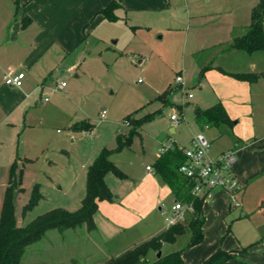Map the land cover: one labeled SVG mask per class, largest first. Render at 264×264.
Instances as JSON below:
<instances>
[{
    "label": "rangeland",
    "instance_id": "obj_1",
    "mask_svg": "<svg viewBox=\"0 0 264 264\" xmlns=\"http://www.w3.org/2000/svg\"><path fill=\"white\" fill-rule=\"evenodd\" d=\"M173 2L170 10L142 13L134 18L117 11V19H106L89 31L86 39L71 53H64L55 69L47 74L43 97L49 100L38 103L42 122H32L37 128L26 129L22 146H12L17 158L16 171L19 176L22 173L25 187L15 196L19 224L56 206L71 210L80 207L82 201L75 204L74 197H79V191L83 197L86 186H81L77 177L91 146L110 148L111 159L134 176L154 161L163 143L177 140L188 145L194 128L205 131L207 124L202 119L196 120L195 111L196 106L206 107L217 100V80L205 72L200 81L201 70L208 62H212L209 67L215 64L229 72H248L253 66L256 71L264 68V50L250 54L228 48L231 40L242 35L251 24L250 0ZM240 23L246 25L241 27ZM67 68L69 71L60 76ZM62 82L66 86L60 88ZM165 91L169 93L159 97ZM253 97L256 119L264 120L262 82L253 84ZM104 109L107 112L102 117ZM131 112L137 118L156 114L138 128L139 133L130 144L118 149V136L130 133L126 116ZM173 113L178 120L172 119ZM83 119L93 127L73 130V123ZM207 135L210 137L211 133ZM220 137L213 138V146L230 139L229 134ZM36 182L41 183L44 197L23 213V205ZM256 200L251 193L248 202L254 204ZM172 202L175 203L174 197ZM162 205L168 210L166 204ZM251 222L239 219L234 228L249 232L254 227ZM90 230L86 224L64 231L49 229L42 239L28 246L23 261L102 262L105 260L99 254L102 247L93 233L89 234ZM188 234L189 231L183 234L181 241L167 243L163 251L181 245Z\"/></svg>",
    "mask_w": 264,
    "mask_h": 264
},
{
    "label": "crops",
    "instance_id": "obj_2",
    "mask_svg": "<svg viewBox=\"0 0 264 264\" xmlns=\"http://www.w3.org/2000/svg\"><path fill=\"white\" fill-rule=\"evenodd\" d=\"M112 1L120 3L116 12H125L132 18L174 7L173 0H20L19 6L14 0H0V214L11 168L17 163L12 146H22L26 129L37 128L32 122H42L38 117V103L45 98L43 85L47 74L55 69L64 53L75 50L89 31L106 20L99 12ZM258 2L250 0V11ZM26 17H30L31 21L24 20ZM244 19L246 21V16ZM244 25L240 23L239 26ZM70 68L61 71L60 76ZM250 71L264 73V68L256 71L253 66ZM20 72L26 74L21 87L5 82L7 75ZM230 72L215 64L206 70L214 81L217 80L216 102L224 104L234 123L232 126L209 125L203 131L211 133V143L215 136L229 134L228 141L211 145V154L217 157L229 148L237 150L234 171L241 186L235 195L219 186L212 188L206 195L203 207L205 238L186 246L190 233L183 238L185 240L181 245L168 249L167 252L182 249L188 264H204L205 259L220 247L233 252V256L221 264H264V120H260V117L256 119L253 97V84H264V78L250 83L235 78ZM203 78L200 74V81ZM197 131L202 130L194 128L189 143ZM161 147L154 161L137 175L126 173V177H120L114 172L106 175L115 197L113 200L99 201V209L95 213L96 227L89 231L102 247L99 254L105 260L120 255L169 227L166 215L172 213L175 204L173 197L175 202L178 199L169 183L156 171L155 161L161 154ZM100 150V147L91 146L83 157L77 180L84 188L88 165ZM19 186L23 189H16L14 202L16 193L25 190L23 180ZM251 193L257 198L254 204L248 202ZM81 196L79 191V197H74L77 201L75 204L82 201ZM162 204H166L168 210ZM243 218L250 219L254 224L249 232L234 228L237 220ZM182 235L175 242L181 241ZM155 253L151 250L149 255Z\"/></svg>",
    "mask_w": 264,
    "mask_h": 264
},
{
    "label": "trees",
    "instance_id": "obj_3",
    "mask_svg": "<svg viewBox=\"0 0 264 264\" xmlns=\"http://www.w3.org/2000/svg\"><path fill=\"white\" fill-rule=\"evenodd\" d=\"M14 1L17 6L20 5V0ZM119 4L117 1H112L99 13L103 14L105 19L115 20L118 18L116 9ZM26 19L31 21L30 17H26L24 20ZM229 47L250 54L264 50V0H259L252 8L251 24L248 30L244 34L234 37ZM208 68L210 67L202 68L201 76ZM230 74L239 80L250 83L264 78V73L257 72H230ZM168 93L169 91H165L159 97H164ZM195 113L196 120L202 119L205 124L232 126L234 123L224 104L220 101L207 107L197 106ZM155 114L156 112L147 113L137 118L133 116V112L129 113L126 120L131 126L130 133L126 137L122 134L118 136L117 148L122 149L125 145L130 144L134 135L139 133L138 128L154 118ZM72 127L86 130L92 128L93 125L90 121L83 119L76 121ZM111 153L110 148L103 147L88 165L86 192L80 207L71 210L63 206H56L38 214L25 224H19L16 215L14 194L16 189H23V187L19 186L22 173L20 176L16 173L17 163L15 162L11 168L10 182L5 191L0 214V264H26L23 261V255L28 246L42 239L49 229L56 228L64 231L83 224H86L89 229H94L96 227L95 213L99 209V201L113 200L115 197L114 191L106 181L107 173L114 172L120 177L127 176L126 172L111 159ZM184 160V153L178 147V143L174 141V145L162 152L156 159L155 165L156 171L169 183L177 199L186 204L192 203L194 209L187 217V222L179 221L171 224L163 232L136 244L120 255L112 256L97 264H138L140 262L144 264H188L182 254V249L166 253L163 251L164 244L175 242L179 235L187 231L191 235L186 246L194 245L205 238L203 207L206 195L193 193V182L179 171L178 167ZM42 197L41 183L36 182L31 189L28 201L23 205V213L33 209ZM151 250L156 252L154 258L149 257ZM159 250H162L160 256L157 255ZM232 256L233 252L220 247L205 259L204 264H221Z\"/></svg>",
    "mask_w": 264,
    "mask_h": 264
},
{
    "label": "built area",
    "instance_id": "obj_4",
    "mask_svg": "<svg viewBox=\"0 0 264 264\" xmlns=\"http://www.w3.org/2000/svg\"><path fill=\"white\" fill-rule=\"evenodd\" d=\"M25 72L16 75H7L5 82L8 85L21 87L25 79ZM179 82L183 81L181 75L178 76ZM66 85L62 82L60 88ZM193 97V94H189ZM49 100V97H45ZM107 110L101 112V116L106 115ZM173 120H178L176 113L171 115ZM209 124L206 125L208 127ZM174 145V141L169 144H163L161 153ZM211 139L204 131H197L193 134L188 145L178 144V147L185 155V160L179 165L178 169L193 182V193L197 195H207L214 187H222L235 195L240 189L241 183L234 171V165L237 161V150L229 148L219 156L214 157L211 154ZM149 169L152 166H148ZM194 209L192 203L186 204L177 200L172 206V213L166 215L169 223L175 224L179 221H185L190 212Z\"/></svg>",
    "mask_w": 264,
    "mask_h": 264
},
{
    "label": "water",
    "instance_id": "obj_5",
    "mask_svg": "<svg viewBox=\"0 0 264 264\" xmlns=\"http://www.w3.org/2000/svg\"><path fill=\"white\" fill-rule=\"evenodd\" d=\"M161 253H162V250H159L158 253H157V255L160 256Z\"/></svg>",
    "mask_w": 264,
    "mask_h": 264
}]
</instances>
